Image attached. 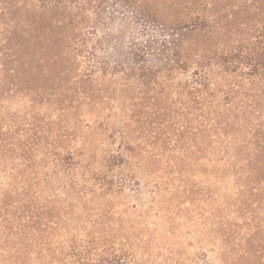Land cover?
<instances>
[{"label": "rangeland", "instance_id": "obj_1", "mask_svg": "<svg viewBox=\"0 0 264 264\" xmlns=\"http://www.w3.org/2000/svg\"><path fill=\"white\" fill-rule=\"evenodd\" d=\"M54 1L0 0V264H14L17 249L26 264L125 254L137 264H264V138L220 147L206 115L217 105L262 113L264 89L214 72L230 96L202 102L184 89L192 68L156 89L133 84L131 27L122 53L103 43L99 64L85 62L113 77L75 78L54 60V11L99 3ZM143 1L155 14L190 6L213 17L226 33L214 52L264 61V0Z\"/></svg>", "mask_w": 264, "mask_h": 264}, {"label": "trees", "instance_id": "obj_2", "mask_svg": "<svg viewBox=\"0 0 264 264\" xmlns=\"http://www.w3.org/2000/svg\"><path fill=\"white\" fill-rule=\"evenodd\" d=\"M108 1H113L114 4L109 5ZM94 2L99 3V11H54V60L59 63L67 60L71 63L69 71L75 78L81 76L88 81L97 82L102 80L99 77L102 75L113 77V73L97 65L100 50L104 43L107 48L111 44L113 51L122 53L121 48L124 50L127 44L125 31L131 27L134 40L129 47L131 52L127 59L132 62L130 78L133 84L156 89L192 68L191 80L185 82L184 89L188 91L189 97L194 96L202 102H209L207 98H210L211 102L220 103L230 96L228 85L224 86L218 79H214V72L221 75L223 80H229L232 76L242 77L246 88L261 86L264 89V61L257 64L256 56L252 60L249 51L242 54L232 49L213 51L212 43L215 39L219 35L226 36L213 17L200 19L196 10L190 6L174 11L172 15L155 14L147 9L143 0ZM61 4L62 0L54 1V10ZM80 5L85 7L83 3ZM104 5L113 7V11H105ZM108 30L112 33H108ZM255 32L258 35L255 38L260 40L264 50V24ZM116 33L117 37L113 38L112 35ZM85 62L98 63L96 66L85 67ZM217 90L220 92H216ZM206 115H212L219 128L217 136L220 147L227 148L226 141H229V136L234 141L240 140L238 143H251L264 138V111L261 113L256 109L225 108L217 105L215 109L208 110ZM108 242L111 241L99 238L93 244L105 247L103 244ZM23 255L20 249L15 250L14 264H26ZM75 256L86 260L82 253ZM97 256L93 259L100 261L101 255ZM127 257L125 254L122 257L115 256L111 261H104L106 264H137L136 261H129Z\"/></svg>", "mask_w": 264, "mask_h": 264}]
</instances>
